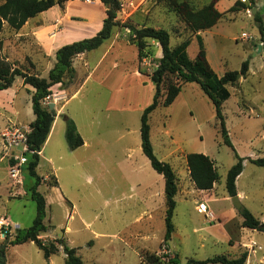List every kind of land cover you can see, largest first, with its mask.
Segmentation results:
<instances>
[{
    "label": "rangeland",
    "instance_id": "rangeland-1",
    "mask_svg": "<svg viewBox=\"0 0 264 264\" xmlns=\"http://www.w3.org/2000/svg\"><path fill=\"white\" fill-rule=\"evenodd\" d=\"M186 1L193 9L209 2ZM85 6L75 2L73 10H87ZM215 7L222 13L220 19L209 29L191 31L169 0H120L118 23L110 37L98 48L74 56L73 77L51 86L42 105L52 104L56 112L52 141L44 151L52 158L53 170L45 161L37 170L42 175L53 173L43 182L48 187L53 176L58 184L50 189L38 186L47 201L43 220L47 228L39 235L43 241L57 238L55 229L60 228L65 244L77 249L83 264H149L142 258L145 251L159 256L164 264H173L168 262L170 258L176 264L221 254L234 258L238 247L226 239L240 238L241 216L224 184L227 170L236 162L235 154L244 157L235 181L239 202L264 221V168L247 159L264 156V0L254 4L218 0ZM78 19L83 18L65 13L64 6H53L18 29L4 23L0 57L12 67L45 77L55 62V47L72 39L68 35L79 25ZM129 26L166 29L174 55L186 70L202 79L209 75L193 65V58L200 49L205 51L216 82L213 92L221 100L232 144L231 148L222 141L213 104L199 85L167 74L159 103L148 115V125L154 154L170 163L178 177L171 219L181 242L177 253L176 242H170L171 248L164 239L163 191H150L161 188V175L140 147V115L152 102L155 85L150 75L161 57L160 46L153 39H144L138 58ZM92 31L84 32L83 38L93 36ZM244 60L248 61L245 76L239 75L233 84L218 83L224 72L239 70ZM170 82L180 83L181 89L174 101L164 106ZM31 91L19 76L9 88L0 90V130L8 123L30 128ZM63 114L73 119L85 141L74 150L64 139ZM7 152L0 140V247L4 248L5 263L43 264V254L33 242L3 246L8 235L10 241L16 229H26L35 216V202L25 191L33 182L23 169L28 154L19 163L10 156L17 150ZM190 152L203 153L213 161L218 180L212 189H197L191 181L185 161ZM14 166L20 171L17 176L9 172ZM201 203L214 217L198 209ZM252 239L257 254L247 264H255L254 256L264 253V233L257 231ZM52 262L64 264L62 249Z\"/></svg>",
    "mask_w": 264,
    "mask_h": 264
},
{
    "label": "trees",
    "instance_id": "trees-1",
    "mask_svg": "<svg viewBox=\"0 0 264 264\" xmlns=\"http://www.w3.org/2000/svg\"><path fill=\"white\" fill-rule=\"evenodd\" d=\"M66 0H3L0 3V32L3 24L7 23L14 29L20 28L28 19L35 17L37 14L48 10L54 5H62ZM106 8L105 16L102 18L101 28L91 37L73 41L71 43L59 46L55 52V62L48 70L45 77L23 71L19 67H12L2 60L0 57V90L9 88L16 76L22 78V83L31 87V109L34 114V119L29 123L30 132L27 134V144L29 149L35 150L34 153L28 154L24 163V173L33 179L29 187L25 191L30 198L35 202V216L31 224L23 231L16 229L14 237L8 242L11 245L22 244L27 241H32L38 249L41 250L43 257L48 259L50 255L56 254L59 247H62L64 253V264H83L81 257L77 254L75 247H70L65 244L63 238H55L52 241L45 242L39 235L46 231V225L43 220L46 215V199L44 194L38 190V185L42 182V177L36 172V166L39 162V154L42 145L44 144L56 112L53 108L45 107L42 101L50 95L52 85L62 83L64 77L72 78L74 67L72 59L74 56L85 51H90L98 48L106 39L110 37L112 27L118 23L116 16L120 8V0H100ZM172 8L177 13L179 18L186 24L191 31L206 30L212 27L221 17L222 13L215 7L218 0H209L198 9H193L186 0H169ZM250 4H254L255 0H248ZM86 3V2H84ZM241 5L244 3L239 2ZM91 4V3H87ZM260 21L259 18H257ZM133 32V39L137 47V56L141 57V52L144 47V39H153L157 41L161 49V57L157 67L150 75V79L154 82L155 91L152 102L146 106L140 115V147L142 153L147 157L151 167L164 179V239H169L174 231L172 223V215L175 208V195L178 191V177L174 172L170 163L160 160L153 152V147L150 142L148 115L158 105V97L161 91V83L167 74H174L177 79L196 82L203 93L212 102L215 112V117L218 120L219 134L222 141L232 148L228 131L226 129L224 116L221 111V100L215 95L213 89L216 87V82L213 79V70L206 59L205 51L200 49L193 58V65L202 73L209 75V78L202 79L194 71L186 70L183 62L174 55V50L170 46L169 32L164 28H155L153 26H142L136 28L129 26ZM260 31L263 30L259 23ZM1 47V41H0ZM248 70V61L244 60L241 63L239 70H231L224 72L218 79L221 85L230 83L233 84L237 80V75L245 76ZM181 89V84L178 82H170L166 85L165 96L162 105L171 104ZM65 123L64 139L67 147L74 150L83 144V138L78 132L72 118L63 114ZM236 162L227 170L225 177V190L229 197L237 194L235 181L241 173L244 157L237 154ZM251 163L264 168V156L256 158H247ZM186 166L189 177L194 186L200 190H210L214 183L218 180V173L214 167L213 161L209 156L190 152L185 155ZM49 186H57L56 177L53 176ZM264 187V181H263ZM242 217L241 226L250 229H256L264 233V221L256 218L247 208L242 206L239 210ZM143 261L149 264H164L159 256L143 252ZM247 257L246 252H242L236 258H229L226 255H214L203 260L193 258L187 259L185 264H245ZM169 263H177L175 259H168ZM0 264H5L4 248L0 247Z\"/></svg>",
    "mask_w": 264,
    "mask_h": 264
},
{
    "label": "crops",
    "instance_id": "crops-1",
    "mask_svg": "<svg viewBox=\"0 0 264 264\" xmlns=\"http://www.w3.org/2000/svg\"><path fill=\"white\" fill-rule=\"evenodd\" d=\"M75 2H82L84 5H86L85 7H89L87 10L86 9H80V10H76L74 11L73 10V7H74V3ZM55 7L58 6V8L64 6V10H65V13L67 14H71V15H74V16H77V17H81L83 19H78L79 20V25H76L74 28L75 30H72L71 33L68 35V36H71L72 39L70 40H66L62 43H60L57 47H55V50L65 44L66 42L68 43H71L73 42V40L77 39V40H80V39H83L84 36V32H86L87 30L89 29H92V34L94 35L100 28H101V25H102V18L105 16L104 14V10L106 8V6L101 3L100 0H97L95 2H92L91 4H87V3H84L83 1H77V0H74L73 2L70 0V1H64L62 5H54ZM53 7V6H52ZM51 7V8H52ZM91 7V8H90ZM95 7V8H93ZM50 9V8H49ZM100 12V13H99ZM57 14H58V10H57ZM85 19V20H84ZM91 34V35H92ZM88 36V35H87ZM87 38V37H86ZM76 41V40H75ZM160 53H161V49H160ZM34 119V114H33V117L31 119H29V122H31L32 120ZM56 124V118H54V121L52 123V126L50 128V131L48 133V136L44 142V144L42 145L40 151L38 152L39 154V162L36 166V172L39 176L42 177V182L40 184H43L45 185V187L47 189H50V188H53L55 186H50L48 187L44 182V180H46L48 174H53L51 171H48L46 174L42 175L38 172L37 168L40 164L41 161H45V163H47L49 166H50V169L53 170V163H52V158L47 156L46 154H44V151H45V147L47 144H49L51 141H52V137H53V133H54V126ZM5 125V124H4ZM84 141V140H83ZM83 144H85V141L83 142ZM82 144V145H83ZM161 175V174H160ZM160 181H161V188H158L156 189L155 191L153 190H150L151 193L155 192V193H158V192H162L163 191V194H164V179L161 175V178L160 176H158ZM57 180V179H56ZM39 184V185H40ZM58 184V183H57ZM38 185V186H39ZM141 185V183H140ZM147 184H145V187L146 189H148V187L146 186ZM237 195H238V198L240 197V194L237 192ZM46 199V198H45ZM46 204H47V201H46ZM199 209V208H198ZM142 212H146V210H142ZM213 214V213H212ZM214 217V216H212ZM6 218V217H5ZM7 220V219H6ZM214 220V219H213ZM241 220H242V217L240 219V224H241ZM7 223L11 225L10 221L7 220ZM12 226V225H11ZM17 226V225H15ZM240 227L242 228L241 229V236L240 238L238 239H233V238H227L226 240L228 241V244H230L232 247H235L237 246V256L238 257L242 252H246L247 253V257H246V260H245V264L248 263V261L250 262V259L252 258V256L254 254H257L256 253V249H255V240L252 239L253 235L258 231L256 229H250V228H247V227H242L240 225ZM56 231V229H55ZM62 232H64L62 230ZM57 233V232H56ZM174 235L173 237L171 236V241L172 242H176V246L178 247L176 249V253L178 252L180 246H181V242H180V239L178 237V235L176 234L175 232V227H174ZM63 235V234H62ZM176 236V237H175ZM229 239H231L232 243L229 242ZM247 241H246V240ZM177 240V241H176ZM29 242H32V241H29ZM8 243V242H7ZM168 243V242H167ZM23 244V243H22ZM171 244V243H170ZM254 245V246H253ZM172 248V246H170ZM62 249V247L59 248V251L58 253L60 252V250ZM56 253V254H58ZM62 253H63V250H62ZM56 254H52L49 256L48 259H45L44 258V261H43V264H53V256L56 255ZM63 256H64V253H63ZM234 257V258H236ZM230 258V257H229ZM252 261V260H251ZM254 262L255 264H264V253L262 252L261 254L257 255V257L255 258L254 256ZM6 264V263H5ZM174 264V263H173ZM176 264V263H175Z\"/></svg>",
    "mask_w": 264,
    "mask_h": 264
},
{
    "label": "built area",
    "instance_id": "built-area-1",
    "mask_svg": "<svg viewBox=\"0 0 264 264\" xmlns=\"http://www.w3.org/2000/svg\"><path fill=\"white\" fill-rule=\"evenodd\" d=\"M77 1L92 3L97 0H77ZM29 132H30V128L28 127L24 128L20 124H16V123H8L5 126H3L0 130V140L4 148L8 152H10V150H17V153L11 154L10 156L15 160H19V163H22L24 161L23 155L32 154L35 152V150L29 149L27 144V134ZM9 172L10 174H12V176H17L20 171L17 166H14L9 169ZM199 209L203 210L204 214L207 213L209 217L213 216L211 211H207V205L205 203H201Z\"/></svg>",
    "mask_w": 264,
    "mask_h": 264
},
{
    "label": "water",
    "instance_id": "water-1",
    "mask_svg": "<svg viewBox=\"0 0 264 264\" xmlns=\"http://www.w3.org/2000/svg\"><path fill=\"white\" fill-rule=\"evenodd\" d=\"M253 9V12H254V9L255 8H252ZM237 77H239V74L237 75ZM49 107L51 108L52 107V104H50L49 105ZM230 199H231V202H232V204L234 205V207L237 209V210H241V208H242V204L239 202V198H238V195H234V196H231L230 197ZM56 234H57V238H61L62 237V234H63V232H62V230L60 229V228H56ZM9 235L5 238V240H4V243H3V246H6V244H7V242L9 241ZM167 242L170 244V242H171V238H169V239H167ZM170 246H171V244H170Z\"/></svg>",
    "mask_w": 264,
    "mask_h": 264
}]
</instances>
